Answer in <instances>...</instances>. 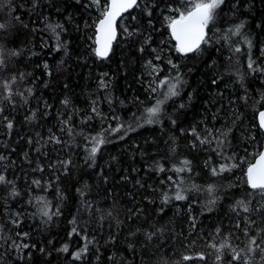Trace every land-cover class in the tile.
<instances>
[{
    "label": "trees",
    "instance_id": "1",
    "mask_svg": "<svg viewBox=\"0 0 264 264\" xmlns=\"http://www.w3.org/2000/svg\"><path fill=\"white\" fill-rule=\"evenodd\" d=\"M154 2L159 7L153 8L152 17L144 14L143 7L134 8L118 22L120 34L109 58L102 60L91 52L94 27L84 26L85 21L93 24L99 17L95 8L83 7L88 0H40L35 8L33 0H0V22L10 16L20 18L19 23L13 20L15 27L0 32V45L5 52H20L19 57L6 56L11 71L0 73V81L22 72L24 79L17 80L13 90L33 89V95L26 97L27 103L24 97L15 95L13 108L2 100L0 87L3 116L14 124L10 134L0 127V153L8 157L0 165V172L14 181L19 192L13 197L11 186L0 185V237L28 232L27 242L36 245L35 249L25 250L23 260L8 253L4 264H216V252L208 244H219L224 235L234 231L238 217L231 206L246 197L244 170L264 146V135L253 128L258 112L264 109V73L248 69L249 56L264 67V0H239L234 14L229 11L233 0H228L224 11L229 14H221L211 26V43L203 46L202 54L187 57L168 45L164 19L168 13L162 10L173 0ZM133 16L136 20H132ZM45 18L53 24H63L65 31L60 39L66 42V51H55L57 41L45 30ZM241 22L244 28L239 35L228 33L230 27ZM122 24L129 30L139 28L141 35L124 38ZM149 35L151 44L141 53L143 38ZM246 40H251V49ZM45 42L48 46L42 47ZM237 47L241 51L236 52ZM152 48L157 49L161 60H154ZM169 58L178 65L180 94L167 100L156 122L149 125L146 109L163 99L166 92L167 86L157 87L159 80L177 75V69L167 63ZM148 60L158 66V75H149L145 68ZM45 62L47 70L43 67ZM104 73L108 75L103 76ZM102 78L107 88L101 87ZM214 79L216 84L212 83ZM150 86L157 87V91L151 92ZM65 98L70 101L67 108L61 103ZM45 101L51 106L46 116L41 115ZM93 101L99 115L92 112ZM37 109L35 119H26ZM69 115L72 135L60 130ZM120 125L123 127L119 131H111ZM193 127L202 136L208 130L231 128L224 151L232 158L222 160L212 145L192 148L194 137L188 132ZM50 131L64 143H36L37 134L47 140ZM253 135L255 140L251 139ZM98 136L105 143L100 146L95 163L89 166L91 162H85L86 149ZM29 139L33 141L31 145ZM209 157L212 166L227 162L237 167L213 177L205 166ZM184 159L192 162V172L172 171ZM60 160H71L66 170L58 163L55 170L49 167ZM37 161L44 167L43 172L33 171ZM159 165L164 166V172L154 170ZM169 176L174 180L183 178L184 189L195 185L199 190L186 191L188 199L184 201L164 204L162 192L174 195L175 186L167 180ZM33 179L41 180L42 186L32 185ZM209 185L215 186L213 193L207 191ZM213 197L218 198L217 203L210 205ZM44 202L50 211L57 207L60 211L47 225L40 215ZM89 203L96 211L87 208ZM18 212L22 222L16 227L10 219ZM108 212L112 215L108 216ZM100 214L105 216L102 227ZM190 216L197 217V231L189 227ZM74 218L76 226L94 240L82 261L73 260L69 254L84 243L76 235L69 239ZM116 221L121 222L119 228ZM217 227L222 230L221 237L213 239ZM235 231L243 239V234ZM152 232L156 235L149 240L147 234ZM110 236L115 237L114 243ZM229 242L235 245L241 240L230 238ZM66 243L69 253L57 251ZM40 248L45 252H40ZM201 254L204 260L199 258ZM184 256L190 259L184 260ZM230 258L231 253L224 250L220 264H228Z\"/></svg>",
    "mask_w": 264,
    "mask_h": 264
},
{
    "label": "snow or ice",
    "instance_id": "2",
    "mask_svg": "<svg viewBox=\"0 0 264 264\" xmlns=\"http://www.w3.org/2000/svg\"><path fill=\"white\" fill-rule=\"evenodd\" d=\"M40 0H33V7H38ZM81 0H76V3H80ZM228 6V0H173V3L166 4L165 9L168 15L164 17L166 21V26L169 34V47L175 52L180 54L182 57H187L189 54H202L204 51L205 45H209L211 43V38L209 36V32L212 31L211 26L215 24L217 17L221 14L227 16L229 13L225 12V7ZM239 6V0H233L229 11L234 14L235 9ZM85 8H95L99 11V17L93 22V24H89L85 21V28L94 27L95 30V38L93 40L94 47L91 48L92 54L102 60H107L112 53L113 44L117 40L118 35L120 34L117 27V20L121 21L124 18V13L129 12L134 8L143 7L144 14L148 17H152L153 8L159 7L158 4L152 0H88V3L84 4ZM13 20L16 22H20L19 16H10L8 20L4 22H0V32H7L10 28L15 27L13 24ZM132 20H136V17L133 16ZM149 24L151 25V20H149ZM122 30L124 34V38H133L139 37L141 35V31L139 28H133L129 30L127 26L123 24ZM27 27V25H24ZM244 28V23L241 22L236 24L234 27H230L228 29V33L231 35H239L241 30ZM45 30L52 33L55 37L57 43L55 45V51H60L62 48L66 51V42L61 41L60 36L63 31H65L63 24L61 23H51L45 18ZM36 31V29H33ZM91 39V38H90ZM151 36H147L143 38V42L139 51L141 53L144 52L145 47L151 44ZM162 44L164 41L161 42ZM247 46L249 49L252 47L251 40H246ZM47 43L45 42L42 47H47ZM236 52L241 51L239 47L235 48ZM152 52L154 55V60H161L162 56L158 53L156 48H152ZM160 52H163V49H160ZM33 55L37 53L33 52ZM261 54L264 55V48L261 49ZM6 56L9 57H19L20 52L18 50H13L11 52L6 53L5 49L2 45H0V73H3L5 70L11 71L8 68V64L6 63ZM167 63L171 65L172 68L177 69V75L174 78L175 82H171L170 78L160 79L157 87H166V92L163 94V99H158L155 102V105L146 109L147 119L146 123L151 125L156 122V117L161 112L162 105L169 99L178 96L179 89L178 85L181 83V79L178 73V65L174 64L171 58L167 60ZM45 70L48 69V64L45 62L43 64ZM145 68L149 70V75H158L157 68L158 66L153 63V60H148L145 63ZM248 69L252 72H261L264 73V67L256 64L254 60L249 56ZM48 75H51L49 72ZM107 73H104L103 76H107ZM24 73L15 72L11 75L10 79L0 81V87H2V100L6 101L13 108L15 107L14 96L19 95L24 97V102L27 103V96L33 95V89L27 88L26 91H14L12 85L17 80H23ZM213 84H216L217 81L214 79L212 81ZM100 85L102 88H107L108 84L103 80L100 81ZM157 87H151L150 91L155 93L157 91ZM246 99V98H245ZM61 103L67 108L70 101L65 98ZM231 103V102H230ZM96 102L93 101L92 112L99 115L98 109L95 107ZM45 112H42L41 115H48L47 109L51 106L47 104L45 101ZM181 108L184 107V104L180 105ZM37 110H32L31 115L26 117L28 120H33L36 118ZM4 108L2 103H0V127H4L8 130V133H11V130L14 127L13 121L3 116ZM235 115V113L233 114ZM91 119V117H88ZM213 119H216V116H213ZM71 116L62 121L63 127H61V131L67 133L68 135H72V127L70 126ZM235 123V120L233 121ZM175 124V121H172ZM123 125H120L117 128L111 129V131L116 132L119 131ZM253 128H258L260 133L264 135V111H260L258 113V122L253 125ZM183 133V130H181ZM232 132L231 128H228L226 131L216 130V132H211L208 130L206 135H200L197 132V129L193 127L188 134L194 137V140L191 143L192 148H196L198 145H212L213 151L222 159L227 160L232 157L226 156L224 148L229 143L228 137ZM251 139L255 140V135L251 136ZM54 143V144H62L64 143L59 137H57L54 133H51L48 136L47 140L40 137L37 134V144ZM28 143L31 145L33 143L32 139L28 140ZM105 143L102 136L93 137L92 138V146L90 149H86L87 156L85 158V162H91L89 166L95 163V157L101 145ZM41 144V146H43ZM174 150V149H173ZM36 151L40 152V147L36 148ZM27 159V154H25ZM8 157L2 153H0V165L6 161ZM31 163V161H29ZM57 163L60 167L67 169V166L71 163V160H60L56 163L50 164L49 167L55 170L57 168ZM192 162L188 159H184L180 162L179 167H174L172 171L176 173H191ZM205 166L209 168L211 176H220L225 172H231L233 168L237 167L236 164L229 165L227 162L221 163L218 166L211 165V157L207 161H205ZM157 172H164L165 168L163 165H159L154 169ZM33 171L43 172L44 167L39 164L37 161V166L33 169ZM244 184L247 188L246 197L243 199H238L231 206V211L235 213L238 217L237 222L233 226L234 231L229 232L228 234L222 237V242L219 244L209 243L208 247L212 248L216 252L215 261L216 264H220L224 250H228L231 253V258L228 264H264V148H262L258 154L254 157V161L247 164L246 169L244 170ZM169 182L174 184V195H169L167 192H162V203L167 204L171 200L175 201H184L188 199L185 195L186 191L189 190H199L195 185L192 186V189H184L181 187L183 184V178L179 180H174L173 177H167ZM139 183V182H138ZM31 184L36 187H41L42 182L39 179H33ZM0 185L11 186L10 195L15 197L19 195V192L16 191L14 181L9 180L7 176L0 172ZM214 185H209L207 191L209 193H213L215 191ZM83 195V193H81ZM217 197H213L212 200L209 201L210 205H215L217 203ZM40 202V201H38ZM31 203V201H30ZM88 209H92L96 211L93 205L90 203L87 204ZM212 210L211 207L208 209ZM163 212V209H161ZM189 213H191V205H189ZM241 213L244 215L241 216ZM20 213H16L15 217L10 219V223L16 227H19L21 224ZM40 215L43 218V223L45 225L48 224L53 219V216H59L60 211L59 208L52 212L49 210L47 202H44V207L40 209ZM108 216H111L112 213L108 212ZM130 215H135V213H131ZM105 216L100 214L98 220L100 222L101 227L103 226V221ZM241 221H243V226L241 225ZM73 227L69 232V239L73 235L79 236L84 243L80 248L76 251L69 253V245L66 243L57 251L63 253H69L71 258L76 261H82L86 258L89 245L94 243L93 239H90L86 230H81L76 226L75 218L71 221ZM119 221H116L115 226L117 228L120 227ZM112 226L111 223L109 225ZM189 227L193 231H197V217L190 216V224ZM238 230L243 234V239L236 234ZM157 231H160L157 229ZM221 228L217 227L215 232L212 234V238L215 239L217 237H221ZM156 235V232L148 233V239L151 240L153 236ZM29 238L28 232H16L14 237H0V240H3V243H0V264H4V256L8 253H15V259L23 260L25 258V250L27 249H35V244H29L27 242ZM230 238H235L236 240H241L240 244H232L230 243ZM113 243L115 242V237L110 236L109 238ZM190 241L189 243H192ZM51 243V241H49ZM7 245V247H5ZM40 252L44 253L45 249L40 248ZM27 256L30 257L31 253L28 252ZM98 258V257H97ZM201 260L205 259V256L201 254L199 257ZM111 259V257H110ZM184 260L190 259L188 256L183 257Z\"/></svg>",
    "mask_w": 264,
    "mask_h": 264
},
{
    "label": "water",
    "instance_id": "3",
    "mask_svg": "<svg viewBox=\"0 0 264 264\" xmlns=\"http://www.w3.org/2000/svg\"><path fill=\"white\" fill-rule=\"evenodd\" d=\"M127 13H128V12L124 13V16H125ZM119 21H120V19L117 20V24H118ZM261 111H264V109H262ZM259 112H260V111H259ZM259 112H258V113H259ZM256 119H257V122H258V114H257V116H256ZM263 148H264V146H263Z\"/></svg>",
    "mask_w": 264,
    "mask_h": 264
}]
</instances>
